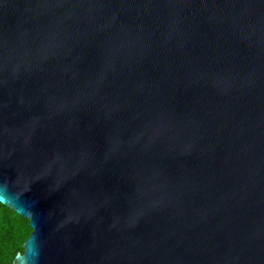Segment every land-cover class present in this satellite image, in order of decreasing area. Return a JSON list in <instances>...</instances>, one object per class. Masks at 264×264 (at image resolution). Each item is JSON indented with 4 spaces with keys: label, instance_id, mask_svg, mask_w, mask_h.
I'll list each match as a JSON object with an SVG mask.
<instances>
[{
    "label": "water",
    "instance_id": "obj_1",
    "mask_svg": "<svg viewBox=\"0 0 264 264\" xmlns=\"http://www.w3.org/2000/svg\"><path fill=\"white\" fill-rule=\"evenodd\" d=\"M12 264H264V0H0Z\"/></svg>",
    "mask_w": 264,
    "mask_h": 264
},
{
    "label": "trees",
    "instance_id": "obj_2",
    "mask_svg": "<svg viewBox=\"0 0 264 264\" xmlns=\"http://www.w3.org/2000/svg\"><path fill=\"white\" fill-rule=\"evenodd\" d=\"M30 232L26 219L0 204V264H12Z\"/></svg>",
    "mask_w": 264,
    "mask_h": 264
}]
</instances>
